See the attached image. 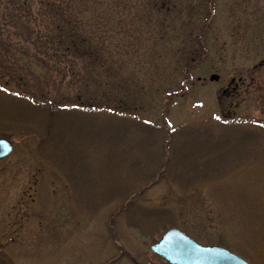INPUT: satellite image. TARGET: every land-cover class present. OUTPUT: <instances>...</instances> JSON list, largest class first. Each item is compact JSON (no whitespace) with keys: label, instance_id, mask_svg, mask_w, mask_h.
Returning <instances> with one entry per match:
<instances>
[{"label":"rangeland","instance_id":"rangeland-1","mask_svg":"<svg viewBox=\"0 0 264 264\" xmlns=\"http://www.w3.org/2000/svg\"><path fill=\"white\" fill-rule=\"evenodd\" d=\"M166 2L171 25L160 13L140 51L107 39L110 68L87 92L54 77L51 101L95 99L122 77L106 92L128 112L70 100L53 123L8 82L29 57L1 23L0 136L14 149L0 158V264H169L150 250L169 227L264 264V0Z\"/></svg>","mask_w":264,"mask_h":264},{"label":"trees","instance_id":"trees-1","mask_svg":"<svg viewBox=\"0 0 264 264\" xmlns=\"http://www.w3.org/2000/svg\"><path fill=\"white\" fill-rule=\"evenodd\" d=\"M4 1L7 2L1 15V23L15 26V29L20 32L19 40L22 42L14 56L19 58L17 53H22L29 57V60L21 59L15 62L10 69L11 72L9 71L12 78H9L8 82L16 84L20 92L41 102L50 113L48 119H51V123L61 120L66 115L64 109L67 105L63 104L70 100L79 101L80 105L88 107L114 105V109L118 112L127 113L124 107L127 101L119 97V100L111 102L108 98L111 95L106 92L108 85L111 87L120 85L122 89L127 88L122 77H106L101 86L105 90L95 99L90 95V98L83 99L81 93H76L73 96L65 95L61 100L56 99V101L54 98L51 101L49 94L58 87L53 83L58 81L60 85V79L54 80V77L62 74L63 80L64 77L69 76L71 82L80 83L78 86L84 87L87 92V88L94 80L92 77L103 78L110 68L109 60L98 57V55L112 52L110 45L107 44L109 37L120 35L116 36V40L114 36L111 41L114 42L113 50L119 56L124 51H131V54H134L140 51L144 33L156 26L155 20L160 21V13L163 16L158 25H171L167 14L169 5L166 0H138L133 13L129 15H126L123 10L126 9L130 0ZM127 9L129 10L130 7ZM155 14L156 19H154ZM127 39L131 43H126ZM0 41L6 40L0 37ZM81 59H84L85 68L80 72L77 65ZM132 61L128 60L130 64ZM6 62L2 65L4 66ZM91 63H94L92 67ZM188 64L187 61L182 69ZM36 65L39 67L37 68ZM95 66L98 67L94 68Z\"/></svg>","mask_w":264,"mask_h":264},{"label":"water","instance_id":"water-1","mask_svg":"<svg viewBox=\"0 0 264 264\" xmlns=\"http://www.w3.org/2000/svg\"><path fill=\"white\" fill-rule=\"evenodd\" d=\"M211 79H217L213 73ZM13 150L12 142L0 137V158ZM172 264H249L243 257L218 244H200L177 227L167 229L150 246Z\"/></svg>","mask_w":264,"mask_h":264}]
</instances>
